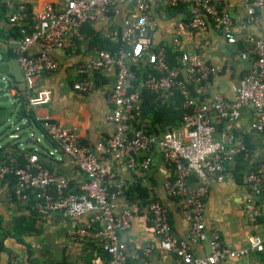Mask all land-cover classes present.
<instances>
[{"label":"built area","instance_id":"1","mask_svg":"<svg viewBox=\"0 0 264 264\" xmlns=\"http://www.w3.org/2000/svg\"><path fill=\"white\" fill-rule=\"evenodd\" d=\"M125 0H65L57 8L49 3L38 13L32 12L23 2L0 0L9 8V23L20 28V40L16 49L27 85L28 107L35 111L50 102V89H36V79L55 72L60 63L55 52H75L74 38L82 28L104 17L117 4ZM134 5L123 23V31L110 39L120 43L116 52L99 50L94 58L79 66L81 78L73 88L84 94L95 90V76L110 68L116 69V81L109 93L112 110L107 120L114 132L99 147L109 156L99 160L94 150L82 142L77 130L63 126L55 120L37 117L44 136L54 145L46 154H62L70 158L85 181L72 188L68 177L50 171L36 153L25 154V163L11 156L0 165V188L12 177L14 195L28 200L33 193L34 209L39 217L60 213L75 220L69 231L72 241L82 243L93 240L111 258L112 264H126L128 248L121 234L131 226L132 211L120 209L118 199L125 197L128 186L116 165L132 172H144L151 166L150 153L157 151L170 168L172 178L165 185L167 197L175 199L185 212L190 225L191 238L195 242L209 243L211 253L197 256L187 241L172 233L167 208L159 201L148 205L152 228L159 238L158 248L172 254L178 264H220L227 260L248 257L250 253H264V236L254 235L246 249L232 250L222 245L218 236L211 237L204 221L210 182H223L230 176L229 166L248 154L244 141L227 133L217 138L216 124L237 119L242 110L252 108L255 121L252 129L264 132V41L247 37V48L239 53L241 60L250 63L249 71L240 80L236 98L228 101L222 96L209 97L208 81L215 68L197 55L181 54L177 67H171L163 50L153 49L155 28L147 0H133ZM169 8L189 9L188 28L203 31L207 26L219 33L228 45L238 43L230 15L219 10L213 0H164ZM264 9V0H249L246 13L249 17ZM173 47L179 48L178 40ZM34 50H38L35 52ZM146 60L144 68H150L145 78L139 80L131 67ZM136 66V67H139ZM16 89L11 90L16 95ZM155 95L162 103L175 92L183 98L187 111L181 125L162 134L149 133L141 121L142 92ZM195 92V95H194ZM35 113V112H34ZM33 138L34 133H30ZM251 196L245 212L252 223L258 222V199L264 193V163L246 174ZM88 216L86 223L76 220ZM149 249L143 252L148 255Z\"/></svg>","mask_w":264,"mask_h":264},{"label":"crops","instance_id":"2","mask_svg":"<svg viewBox=\"0 0 264 264\" xmlns=\"http://www.w3.org/2000/svg\"><path fill=\"white\" fill-rule=\"evenodd\" d=\"M13 1L26 3L35 13L41 12L49 3L57 8L63 7L65 3V0ZM147 1L155 28L153 49L163 50L165 53L169 50L179 57L181 54L199 56L216 70L208 81V96L218 95L228 101L235 100L239 82L250 68V63L241 60L239 53L247 48L245 44L247 37L264 41V9L257 12L254 17H249L246 13L249 0H213L214 5L219 10L227 12L232 19L238 41L233 46L228 45L212 26H207L203 31H191L188 28L190 18L188 8H169L164 0ZM133 5V0H125L99 21L84 26L80 36L73 40L75 52H55L54 56L60 63L59 69L36 79L35 88L50 89L52 97L50 102L34 111L35 115L40 118L49 117L63 126L77 130L83 144L90 146L102 161L109 156L99 145L106 143L114 132L107 116L112 110L109 93L116 81V69L110 68L97 74L95 90L88 94L76 91L73 85L81 78L79 66L82 63L94 58L97 51H112L111 44H118L110 38L115 33L123 31V23ZM9 16L10 11L6 16L0 11V81H5L13 90H18L13 91L16 94L13 100L15 113L8 119L12 125L17 124L16 131L21 133L15 131L9 135L16 140L12 144L5 142L4 135L7 132H3V136H0V159L13 152L33 150L38 153L39 160L44 166H51L52 170L68 177L72 188H75L85 181L76 165L62 154L48 156L46 152L52 148V144L44 136L43 129L25 126L27 120L18 119L20 95L27 98L28 92L16 54L20 36L15 32L16 27L9 23ZM174 40L179 41V48L173 47ZM146 63V60H142L140 66L145 69ZM141 82L142 79L138 83ZM7 117L6 114L0 115V123L5 122ZM254 121L253 109L245 108L237 119L216 124L217 138L231 133L241 138L248 148V154L243 155L244 163H238L237 159L229 166L230 176L225 181L210 182V192L206 201L204 221L209 235L218 236L222 245L232 250L249 248L254 235L264 236V193L258 199L256 225H252L245 212L246 202L252 194L246 174L258 164L264 163V132L252 129ZM25 133H28L27 138L22 137ZM30 133H34L33 138ZM150 156L151 166L144 172H132L121 165H116L128 186L141 181L142 186L148 191L146 205L140 206L138 201L129 204L125 197L118 199L120 209L129 207L132 211L131 226L121 234V240L125 242L129 253L126 264H178V260L172 254L164 253L158 248L159 238L153 231L151 215L148 212L149 203L155 200L167 208L173 235L187 241L197 256L210 255L209 243L192 240L185 212L180 209L175 199L167 197L165 193V185L172 178L170 168L157 151L151 152ZM237 166L240 168L239 172H236ZM26 203L27 200L16 196L13 198L7 183L1 186L0 264H112L110 256L96 246L93 240L88 239L82 243L71 240L69 231L75 220L60 213L39 217L34 207L29 209ZM76 221L86 223L88 216ZM147 249L150 251L148 255H144L143 252ZM220 264H264V253L253 252L248 257L230 259Z\"/></svg>","mask_w":264,"mask_h":264},{"label":"trees","instance_id":"3","mask_svg":"<svg viewBox=\"0 0 264 264\" xmlns=\"http://www.w3.org/2000/svg\"><path fill=\"white\" fill-rule=\"evenodd\" d=\"M14 8H9L7 4L0 3V11L1 13L6 16L9 11H13ZM15 32L17 36H20V28L17 26H14ZM112 52H116L120 49V43L118 44H111ZM166 57L171 65V67H176L179 55L173 54L171 51L166 52ZM142 66V65H141ZM140 66V68L136 66L131 67L132 73L137 77L138 80L145 78L147 73L150 71V68L143 69ZM138 68V69H137ZM143 70V71H142ZM142 71V74H140ZM96 75V80L98 81ZM142 98H143V104H142V113H141V121L145 124V127L149 133L153 134H162L168 130H172L174 128H177L181 125L182 117L187 112L183 108V98L178 94V92H175V94L167 100V102L162 103L155 95L143 91L142 92ZM20 107L17 112L18 119L20 121L26 119L27 123L25 126H30L34 128L41 129L42 124L41 122L37 121L36 115L33 110H31L28 107V100L25 97V95H20ZM49 143L54 145L50 140L48 139ZM18 147V146H16ZM32 153H35L33 150H27L25 152H13L12 154H6L1 157L0 159V165L3 163V161L7 160L9 157L14 156L16 157L20 164L23 165L25 163V154L31 155ZM38 155V153H37ZM39 156V155H38ZM238 163L243 164L244 158L243 155L240 156L237 160ZM239 165V164H238ZM50 171H52L51 166H45ZM240 168L237 166L236 172H239ZM7 187L9 190H11V193L13 195V198L15 197L12 187L15 183V180L10 177L7 181ZM148 199V191L146 188H144L141 184V181H137L136 183L129 185L125 189V201H127L129 204L132 202H139V205H146ZM35 195L33 193L28 194V200L26 205L30 208H33L35 205ZM33 221L35 223V218H33ZM17 233L20 232L18 230Z\"/></svg>","mask_w":264,"mask_h":264},{"label":"rangeland","instance_id":"4","mask_svg":"<svg viewBox=\"0 0 264 264\" xmlns=\"http://www.w3.org/2000/svg\"><path fill=\"white\" fill-rule=\"evenodd\" d=\"M14 103L15 102L13 101V97L9 96V100L7 102L3 103L6 107L5 110H3V111L0 110L1 111L0 115H2V114L3 115L6 114V116L8 115L5 122L0 123V136H3V134H4L3 132H7V134L4 135V140H5V142H11L12 144H14L16 142V140L14 138H10L9 135L16 131V125L17 124L12 125L11 120H9L8 118L11 119L12 114L15 113L14 107H13ZM16 132H18L19 134L21 133L18 130Z\"/></svg>","mask_w":264,"mask_h":264},{"label":"water","instance_id":"5","mask_svg":"<svg viewBox=\"0 0 264 264\" xmlns=\"http://www.w3.org/2000/svg\"><path fill=\"white\" fill-rule=\"evenodd\" d=\"M12 89L13 87L8 86L5 81H0V110H5L6 107L3 103L9 100V96H12L14 100V95L11 94ZM22 137L27 138L28 133H25Z\"/></svg>","mask_w":264,"mask_h":264}]
</instances>
